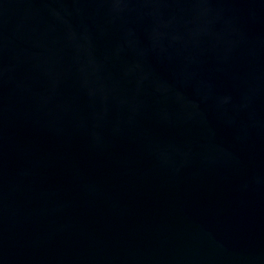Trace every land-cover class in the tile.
I'll use <instances>...</instances> for the list:
<instances>
[{
  "label": "water",
  "instance_id": "95a60500",
  "mask_svg": "<svg viewBox=\"0 0 264 264\" xmlns=\"http://www.w3.org/2000/svg\"><path fill=\"white\" fill-rule=\"evenodd\" d=\"M0 264H264V0H0Z\"/></svg>",
  "mask_w": 264,
  "mask_h": 264
}]
</instances>
